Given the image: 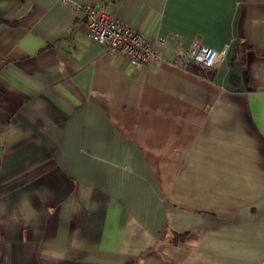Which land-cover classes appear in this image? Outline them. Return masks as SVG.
Masks as SVG:
<instances>
[{
  "label": "crops",
  "instance_id": "crops-1",
  "mask_svg": "<svg viewBox=\"0 0 264 264\" xmlns=\"http://www.w3.org/2000/svg\"><path fill=\"white\" fill-rule=\"evenodd\" d=\"M85 2L159 57L91 40ZM194 40L226 48L207 76L174 62ZM0 243V264H264V0H0Z\"/></svg>",
  "mask_w": 264,
  "mask_h": 264
},
{
  "label": "built area",
  "instance_id": "built-area-1",
  "mask_svg": "<svg viewBox=\"0 0 264 264\" xmlns=\"http://www.w3.org/2000/svg\"><path fill=\"white\" fill-rule=\"evenodd\" d=\"M79 9L84 13L83 26L86 35L102 44L108 51H120L137 68L159 57L153 48L154 40L146 37L138 29L124 24L114 15L90 2H85ZM225 53L226 48L216 50L194 40L177 54L174 62L182 68H189L192 64L213 68L224 59Z\"/></svg>",
  "mask_w": 264,
  "mask_h": 264
},
{
  "label": "trees",
  "instance_id": "trees-1",
  "mask_svg": "<svg viewBox=\"0 0 264 264\" xmlns=\"http://www.w3.org/2000/svg\"><path fill=\"white\" fill-rule=\"evenodd\" d=\"M209 67H204L202 65H198V64H192L189 69L197 72V73H202L203 75H209L210 74V70L208 69Z\"/></svg>",
  "mask_w": 264,
  "mask_h": 264
}]
</instances>
